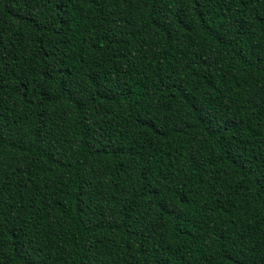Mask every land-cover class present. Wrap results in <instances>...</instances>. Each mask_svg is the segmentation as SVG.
<instances>
[{"label": "trees", "instance_id": "16d2710c", "mask_svg": "<svg viewBox=\"0 0 264 264\" xmlns=\"http://www.w3.org/2000/svg\"><path fill=\"white\" fill-rule=\"evenodd\" d=\"M0 264H264V0H0Z\"/></svg>", "mask_w": 264, "mask_h": 264}]
</instances>
